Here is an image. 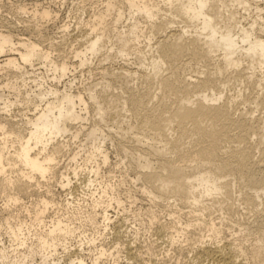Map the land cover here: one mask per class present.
Listing matches in <instances>:
<instances>
[{"label":"bare ground","instance_id":"1","mask_svg":"<svg viewBox=\"0 0 264 264\" xmlns=\"http://www.w3.org/2000/svg\"><path fill=\"white\" fill-rule=\"evenodd\" d=\"M28 6L17 3L16 9L29 17L37 32L40 23L57 18L50 7ZM85 20L77 22L84 34L76 42L79 48L74 46L71 51L76 63L56 60L52 39L46 48L42 43L46 37L20 38L5 23L7 31L0 30V264H33L38 257L40 264L66 263L64 257L57 258L59 249L67 252L69 241L81 238L85 226L97 228L101 207L104 230L109 229L108 209L123 205L116 194L121 184L108 186L98 178L102 166L108 167L110 161L101 144L112 141L113 132L118 140L121 135L138 146L132 149L130 144H120L121 153L131 156L130 170L138 171L136 180L142 181V194L151 205L165 202L171 209H190L186 215L194 224L190 219L183 223L177 212H170L169 217L182 226L175 227L178 236L188 242L190 228L205 227L213 240L221 232L213 218L209 223L203 220L205 212H227L232 219L234 212L244 209L257 221L252 263L264 264V0H104L92 18ZM175 25L179 30H174ZM69 28L64 26V32ZM99 56L105 62L134 56L144 71L125 68L115 73L105 68L103 76L110 79L97 85L99 91L96 85L86 88L87 97L72 90L71 81L59 88L69 73L89 67ZM35 66L44 72L37 73ZM194 67L196 79L187 73ZM136 80L140 89L133 90L129 85L137 84ZM113 84H118L122 95L111 93ZM233 86L241 90L228 95ZM241 105L251 108L241 110ZM17 106L29 114L25 111L17 120L18 114H11ZM113 112L117 114L111 118L115 126L107 132L104 127L111 124L107 118ZM256 112L261 116L256 117ZM129 117L133 120L127 121ZM90 119L94 122L86 131ZM81 136L86 144L69 157L77 164L85 153L80 168L88 170L84 184L92 197V211L87 215L80 202L57 201L52 189L58 179L61 188L68 190L79 176L75 168L73 177H58L57 169L60 156L71 151V143ZM42 189L45 195H40ZM27 194H38L32 207L22 206ZM54 206L59 212L48 221ZM150 211L146 213L155 225L159 216ZM24 214L28 220L22 218ZM234 218L230 222L241 226L239 218ZM244 232L243 226L237 231ZM4 237L10 240V248L3 244ZM85 241L81 239L79 248L87 244L94 249L91 264H101L109 257L118 263L119 251L97 247L93 237ZM212 245L201 246L200 261L241 264L229 245ZM71 259L66 264H88L82 255Z\"/></svg>","mask_w":264,"mask_h":264},{"label":"rangeland","instance_id":"2","mask_svg":"<svg viewBox=\"0 0 264 264\" xmlns=\"http://www.w3.org/2000/svg\"><path fill=\"white\" fill-rule=\"evenodd\" d=\"M103 1L104 0H54L52 3V2H49L46 0H19L18 2H16L15 0H0V30L1 29L3 30V28H4L5 31H7V30L11 31V32H13V34L15 33V35L21 34V35H19L20 38L33 37L35 39L36 37H38L37 38V40H38V39H40L39 38L40 36H41V38L46 37L45 39L43 38L44 40L47 39V41L42 42V43H44L43 46L45 45L46 48H48V46L50 47L49 43L51 41L54 42L55 49H56V52L54 51L55 52L54 57L56 60L58 59V60L63 61L65 58V61L72 62L73 57L71 55V51H72L74 46L76 48L77 47L79 48L80 45L77 44L76 42H77V40L81 41V36H83V34H84L83 33L84 31L80 32L79 29H77V22L80 19H86L85 21L90 20V18H92V16L95 14V12H97L98 9H100V5L102 4ZM22 2H24L26 5H29L28 6L29 8L34 3L35 4L39 3L40 5H42L44 7H50L51 10L55 11L57 18L51 22L40 23L41 27H39V30L41 33L37 32L35 30L34 24H31L28 22L29 17L26 15H22V14L17 12L16 4L22 3ZM79 8H81V10L83 12L81 10L78 11ZM4 23H5V25L8 24L11 27L6 25V28H7V30H6L5 25H3ZM10 23H12V24H10ZM13 25H14V28L12 27ZM64 26L70 27L67 32H64ZM15 27H16L17 32L15 31ZM10 28H11V30H9ZM179 28H180L179 25H175L174 30H176V29L179 30ZM39 33H40V35H39ZM65 35L67 37V39L65 37V40L67 41V43L65 42L64 39H62V37ZM48 39L49 40L52 39V40L49 42ZM61 41H62V43L64 42V44H62ZM78 43H81V42H78ZM99 57H100V59H99ZM99 57L95 58L93 63L91 65H89V67H85L83 69L78 67L77 70L69 73L67 75V77H65V79L62 80V82L60 84H58L59 88L62 89L63 86H65L67 82L69 84V82L71 81V83L74 82L72 90H74V91L77 90V92L80 91L83 94H85L87 97V92H85L86 88H88L91 85H93V86L96 85L95 87L99 91L101 89V87L100 86L97 87V85L105 82V79H107V80L110 79L109 78L110 76L109 77L103 76V71L105 70V68H107L108 71L110 70L109 72L112 71L115 73L116 72L119 73L122 71V69H125V68H129V69H133V70H138V69L141 70V67L139 66V62L136 61V58L134 56L129 57L127 59L128 61L125 59L126 62H125V60H122V58H114V60L111 59V60L105 62V61H102V59H103L102 56H99ZM186 60H187V58H185V61H183V62H187ZM72 63H76V60H74ZM35 69H37L36 70L37 73L44 72V69L41 66H35ZM141 71H144V70L142 69ZM191 71L194 72L195 77L193 76L194 74L192 75L193 72H191ZM195 71H196V67H194V69L190 70V72H187V73H191V75L190 74H188V75L192 76L193 79L194 78L196 79V75L198 76V73L196 72L197 73L196 74ZM200 77L202 78V76H199V78ZM134 82H132L131 84L129 83L130 85L129 84L128 85L134 86V87H131L132 89L136 88L137 86H138L137 89H140L139 82L137 81V84ZM133 83H134V85H132ZM113 85H114L113 87L116 89H114L112 87L111 93L116 91L114 94L122 95L123 91H122V89H120L118 84H113ZM119 85H120V83H119ZM236 87L237 86H233V88L231 87L230 89H228V91L226 90L227 93L229 92L228 95H231L232 93L237 92V90L239 91V89L241 90V87H239V86H238L239 88H236ZM119 89L122 93H120ZM133 90H135V89H133ZM234 90H236V91H234ZM117 91H119V92H117ZM231 91H233V92H231ZM227 93L225 92L226 96H227ZM7 94L8 93H6V95ZM247 94H248V92H245V95H247ZM242 106L243 105L239 106V108H241V110H245V111L247 109L249 110L251 108L250 106H249V108L247 106L246 107L245 106L242 107ZM25 111L26 110L23 109V107L17 106V107L12 109L11 114L12 115L18 114L17 120H20L21 118L19 116L23 115V113L24 114H26V112L28 113V111H26V112ZM112 115H113V119H115L114 116H116L117 114L115 115L113 112V114H111L110 117L108 116L109 119L107 118V122L109 121V123H107V124H110V123L111 124L108 126L104 125L105 127L103 126L105 131H107V132L110 130L111 127L113 128V126H115V125H113L114 121L111 119ZM128 115H130V114L128 113ZM5 116L6 115H4V117ZM123 116H124V114H123ZM255 116L260 117L261 112H259V113L256 112ZM7 119L11 120L10 116H8ZM128 119L129 120H127V121H130V119L133 120V118H131V117H129ZM92 121L93 120L90 119V121L85 123V128H86L85 130L86 131L88 128H90L93 125ZM132 123H135V121H132ZM79 126L80 125H78L77 127H79ZM116 127H117V125H116ZM123 127L126 128V126H123ZM119 131L120 130H118V132ZM111 134L113 135L112 141H111V139H109L104 144H101V146L105 148L104 151H106V153L108 154L110 161H109L108 167L102 166L101 176L98 178V181L99 182L103 181L105 183V185H108V186L109 185L110 186H114V185L117 186L118 183L121 184V187L118 190V193H116V194L118 196L120 195L119 198H121V200H123L122 201L123 205L118 206L117 204H113L108 209V215L111 219V222L109 225L110 226L109 229L106 231L104 230V227H103V218H102L103 209H102V207L98 208L97 209L98 225L96 226L97 228L90 227L89 225L85 226L83 230H86V232L84 233V235L80 234L81 238H79V236H78V237L74 238L75 240L72 239L71 241H69L68 249L70 250V254L68 253L69 250L67 252H64V249L60 248L58 251V254H57L58 259H62L64 257L62 259V261L67 263L68 261H70L71 258H72L71 260H74L75 256L77 257V256L82 255V257H85L86 262L88 264H91L92 258L94 255L93 254L94 249L87 244H84L81 247V249L79 247H80L81 239H83L84 243H86L87 241H85V239L87 237H89V238L93 237L94 239H96V246L97 247H100L103 245V247L108 249L110 252L119 251L117 264H150V263L151 264H199V263L200 264H211V263L213 264V262H210V260H208L206 258H204V262L200 261V260H203V258L201 259L200 255H199L200 254L199 251H200L201 246L210 245V244H213L212 245L213 247H215V246H228L229 245L228 247L233 252L235 258L237 257L236 259H238V261L241 262V264H245V263L246 264H253L254 263V260L252 263V257L254 254L253 249H254L255 245L257 244L258 233L256 232L257 228H255L257 225L254 224V223H257V221L255 222L256 217L253 214L247 215L249 213L244 211V209H240V210L238 209L237 210L238 213H237V211L234 212V213H236V215L233 214L232 219H231V216L228 217L229 215H226L227 212H225V215L222 213H221L222 214L221 215L218 212V210H215L217 212L213 211L212 213H214V214L209 213V212H205V216H204L205 218L203 217V220L205 219V222L209 223L210 219L213 218L214 222L217 224V227L220 229L221 233L218 234V236L216 238L211 240L208 238L209 233L206 231L205 227H203L202 229L201 228L198 229V227L196 229V227H194L195 229L190 228V230H189L190 232L188 235L189 236L188 242H185L183 240L184 238L181 236H178L176 233V230L179 229V227L182 228V226L177 224L178 220L174 219L173 217H169V216L171 213L173 214V213L177 212V216L182 217L181 221L183 223H186L187 220H188L187 222H189L191 220V218H189V216L186 215L190 209H187V208L183 209V207H180L183 210L182 209L178 210L177 208L171 209V207H168L165 202H163L164 205L162 203L163 206L161 205V203L158 205H151L148 196L145 194L144 195L142 194V185H143L142 181L140 183V181L137 182V180H136L138 171L135 172V170L133 168H132L133 170L132 169L130 170L131 166L129 164L131 162V156L128 154V157L126 158V155L121 153V148H120V144H121V146H124L126 144H130L132 147L129 145H128V147H130L132 149H134L138 146L135 147L136 144L134 145L133 142L130 141V139L128 140L127 138H122V136L120 135V139H122V142H121L120 139L118 140L119 135L114 134V132ZM68 137L71 138L70 135H68ZM130 138H132V137L130 136ZM254 138H255L254 141H257V138L256 137H254ZM84 140H85V138L83 136H81V138L79 140H77L75 142L73 141L71 143L72 145L70 146L71 147L70 150L72 152L71 151L64 152L59 158L60 166L57 169V171L59 172L57 174L58 177H60L61 174H70L71 177H73L74 176L73 170L75 168H77V172H78L79 176L76 179H74L75 182L71 187L72 189L71 188H69L68 190L62 189L61 186L57 183L58 179L56 181L54 180V182H56V183L52 182V183H54L52 185V189H53V193L55 194V198L57 199V201H59V202L62 201V203H64L67 200H70L71 202L74 201L75 202L74 204L80 202L83 206H85L83 208V211H84V213H86L85 215H87L90 210L92 211V197L90 198L91 193L89 192L88 189L85 188V184H84L85 180H87L86 178L89 177L88 170H85V168H80L84 164V156H85L84 154L85 153L82 152L80 154L81 156L78 158L77 164H75L74 162H71V160H70L71 157H69V156H71V154L73 152H79V150H80L79 146L83 143L82 141H84ZM113 140H118V141L115 142ZM118 142H119V144H118ZM123 142H124V144H123ZM116 143H117V145H115ZM83 144H86V143H83ZM118 145H119V147H118ZM126 147H127V145H126ZM139 148H141V147L139 146ZM118 149H120L119 150L120 153L118 152ZM82 155H84V156H82ZM123 155H125V156H123ZM122 160H123V162H122ZM97 161H99L98 163H100L101 159L99 158ZM120 165H122V166H120ZM88 166L92 167L93 165L90 164ZM68 172H70V173H68ZM237 188H239V186H237ZM238 190L239 189H237V191ZM44 191H45L44 189L39 191V193L41 192L40 195H45ZM71 192H73V194ZM71 194H72V196H71ZM37 197H38V194H35V195L27 194L25 196L23 195L22 206L32 207L31 205H33L35 203V200L37 199ZM84 198H86V199H84ZM83 200H84V202H83ZM171 203H172V201H171ZM2 204H3V202H2V198H1L0 199V207L2 206ZM165 204H166V207H165ZM159 205H161V206H159ZM153 206H155L154 209H151V208H153ZM56 208L57 207L54 206L53 208H51L49 210V212H48L49 215L47 214L48 221L51 220V218H53L54 216H56V214H58L59 211H58V209L56 210ZM150 210H152L155 213V215L157 214L159 216V217H157L159 220L157 219V221L155 222L156 223L155 225H153V224L151 225V222L149 220L150 219V215H149L150 213H146L148 211L151 212ZM55 212H56V214H54ZM223 213H224V211H223ZM23 217H24V219L28 220V217L26 216V214H24L22 216V218ZM220 217L222 218V220H224L222 222L224 225L221 223L222 220ZM233 218H234V220H237V218H239L238 220H240L239 222H241V223H239V224H241V226H238L236 223H234L235 225L232 224ZM225 219H228V220H225ZM230 220L232 222H230ZM191 223H193L192 220H191ZM76 224L78 226L80 225L79 222H77ZM160 224H162L163 226H161ZM221 224H222V226H221ZM168 225H169V227H168ZM242 226H243V230L245 229L244 234L237 233L238 229L242 228ZM161 227L162 228L164 227L163 231H162ZM175 227L177 229H175ZM80 231H82V230L80 229ZM103 234H104V236H103ZM4 238H3L4 240L2 239L4 241L3 244H6L5 246L10 248L11 247V243L9 242L10 240L6 237H4ZM172 238H175V241H172ZM6 239H8V240H6ZM210 240H211V242H210ZM78 249H80V250H78ZM91 249H92V251H91ZM148 249L150 250L151 254H150V252L147 253ZM77 250H78V252H77ZM241 251H243L246 255L243 254ZM66 253H68L69 256ZM131 253L134 255H131ZM67 256H68V258H67ZM131 257L134 259L131 260ZM198 260H199V262H198ZM41 262L42 261H41L40 257L36 258V260H35L36 264H40ZM114 262H115L114 258L109 257V259L105 258L101 262V264H114ZM35 263H33V264H35ZM66 263H64V264H66ZM30 264H32V263H30Z\"/></svg>","mask_w":264,"mask_h":264}]
</instances>
